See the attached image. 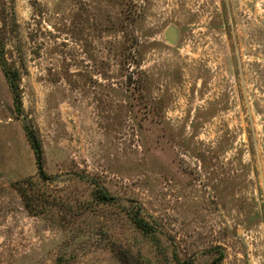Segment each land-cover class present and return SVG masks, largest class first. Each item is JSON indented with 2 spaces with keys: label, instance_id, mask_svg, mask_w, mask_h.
Returning <instances> with one entry per match:
<instances>
[{
  "label": "rangeland",
  "instance_id": "obj_1",
  "mask_svg": "<svg viewBox=\"0 0 264 264\" xmlns=\"http://www.w3.org/2000/svg\"><path fill=\"white\" fill-rule=\"evenodd\" d=\"M0 264H264V0H0Z\"/></svg>",
  "mask_w": 264,
  "mask_h": 264
},
{
  "label": "trees",
  "instance_id": "obj_2",
  "mask_svg": "<svg viewBox=\"0 0 264 264\" xmlns=\"http://www.w3.org/2000/svg\"><path fill=\"white\" fill-rule=\"evenodd\" d=\"M4 71H5V76L9 82L10 88L12 90V93L14 95L15 107L18 112H21L22 110L21 96L19 94L18 86L17 84H15V81H14V78L17 76V74L15 73L16 75L12 79L6 67H4ZM25 132L31 144V147L35 151L37 155V159L40 163L41 145H40L39 139L36 133L31 128H29V126H25ZM96 195H97L96 196L97 201L101 203H110L113 200L112 197H110V195L107 192L99 191L96 193ZM133 222L136 225V227L140 229L141 231H143L144 233H151L154 229L151 225H149V223L144 219V217L141 216V214L138 212L135 215H133Z\"/></svg>",
  "mask_w": 264,
  "mask_h": 264
},
{
  "label": "water",
  "instance_id": "obj_3",
  "mask_svg": "<svg viewBox=\"0 0 264 264\" xmlns=\"http://www.w3.org/2000/svg\"><path fill=\"white\" fill-rule=\"evenodd\" d=\"M165 38L171 44H175L177 42L179 36L175 27L171 26L165 31Z\"/></svg>",
  "mask_w": 264,
  "mask_h": 264
}]
</instances>
